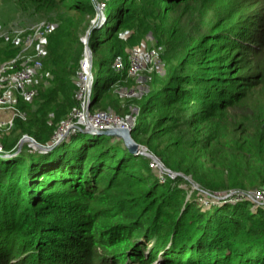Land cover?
Here are the masks:
<instances>
[{"label": "trees", "instance_id": "16d2710c", "mask_svg": "<svg viewBox=\"0 0 264 264\" xmlns=\"http://www.w3.org/2000/svg\"><path fill=\"white\" fill-rule=\"evenodd\" d=\"M96 1L92 28L94 0H0V64L22 49L14 30L22 42L24 29L52 26L33 42V95L0 125V264H264L263 206L176 196L185 180L160 181L120 137L72 128L45 152L18 147L23 135L52 144L82 109L90 29V114L122 118L140 147L205 191L264 189V0ZM133 49L157 61L116 69Z\"/></svg>", "mask_w": 264, "mask_h": 264}, {"label": "built area", "instance_id": "2783aa9c", "mask_svg": "<svg viewBox=\"0 0 264 264\" xmlns=\"http://www.w3.org/2000/svg\"><path fill=\"white\" fill-rule=\"evenodd\" d=\"M51 29V24L43 21L32 26L28 32V36L22 40L24 46L20 52L14 58L0 64V108L10 107L8 110L10 111V116L0 118V125L5 129L9 128L15 117V115L11 113V108L12 106H15L16 108L15 103L17 98L21 97L22 99H29L34 93V90L31 87L28 88V82L30 81L31 76L41 67L42 48H40L38 44L34 46L33 42L39 40L42 35ZM18 31L21 32V30ZM3 33L4 30H2V27L0 26V35ZM30 46H33V51L31 52L27 51ZM156 61L157 56L154 55L152 50L142 52L138 49H133L129 52L128 65L124 63L121 58H116L114 61V67L116 69L125 68L129 74H135L142 70L145 65H152ZM79 80L82 84L79 89L80 94L78 92L77 96L78 98H83L81 96L83 89V94H85L86 99L83 103L81 102L83 110L77 111L74 114V117H79V119H81L80 115L81 117L84 116V109L88 107L90 103V90L92 85V75L90 73L86 51H84L81 61ZM127 94H132V91L130 90ZM16 111L18 113L19 110L16 108ZM22 115V113L19 114V116ZM87 118L98 128H106L109 126L130 128L128 123L122 118L105 111H98L92 114L87 112ZM3 150L4 149L0 145V155Z\"/></svg>", "mask_w": 264, "mask_h": 264}, {"label": "rangeland", "instance_id": "374dc122", "mask_svg": "<svg viewBox=\"0 0 264 264\" xmlns=\"http://www.w3.org/2000/svg\"><path fill=\"white\" fill-rule=\"evenodd\" d=\"M94 5H95V7H97L98 8V12H99V7H98V3H97V1L96 0H94ZM231 8H232V5H231ZM232 11H233V8H232ZM233 19V17L231 18V20ZM93 21V23H94V26H96V25H99L100 24V22L102 21V18L99 16V19L98 20H96L95 21V19H93L92 20ZM31 28V27H30ZM30 28H27V29H24V30H27V32H29L30 31ZM87 30L88 29H85V31L87 32ZM85 32V33H86ZM90 32V31H89ZM13 34H11V37L13 36V42H15V41H19V43L21 44L22 42L20 41V37H19V34H20V32L18 31V30H14L13 32H12ZM85 35V34H84ZM83 35V36H84ZM1 36H4V38H7V33H3L2 35H0V37ZM24 46V45H23ZM23 46L21 45V47L23 48ZM27 51H33V46H30L29 47V49H27ZM86 61H87V59H86ZM89 64V63H88ZM37 74V73H36ZM36 74H33L32 76H31V79H30V81L28 82V88H30V87H32V83H31V80H32V78H33V76L34 75H36ZM82 76V75H81ZM78 77H79V74H78ZM31 83V84H30ZM82 84V83H81ZM34 90V89H33ZM79 94H80V91H79ZM81 96L83 97L82 99L80 98V100H81V102L83 103V101H85V99H86V97H85V94H83V89H82V94H81ZM19 98H21V97H19ZM80 102V103H81ZM19 104H17V108H18V110H20V108H19V106H18ZM10 109V107H5V108H0V118H5V117H8V116H10L9 115V113H10V111H8ZM81 110H83V108L81 109ZM11 113H13L15 116H16V113H17V111H16V108H15V106H12V108H11ZM22 114H23V112H22ZM18 117H20L19 116V114H18ZM17 117V118H18ZM21 117H23V115L21 116ZM78 119H79V117H77ZM77 118H75V119H70L69 121H67V120H65V121H63L62 123V126L58 129V130H56V132L54 133V134H56V133H58V135H60L61 133H63V129L67 126V125H70L71 123H73L74 121H77L78 119ZM80 118L81 119H83V117H81V115H80ZM77 119V120H76ZM80 119V122H79V124L81 125V126H84L85 124H84V122H83V120H81ZM8 129V128H7ZM1 131V130H0ZM69 131V130H68ZM6 133V132H5ZM7 135H10L11 133L10 132H8L7 131V133H6ZM66 133H64L63 134V136L65 135ZM21 137V136H20ZM19 140V139H18ZM37 141V140H36ZM28 143V141H24L23 143ZM23 143L20 145V147L23 145ZM18 144V143H17ZM29 145L28 146H32L33 144L30 142V143H28ZM149 152V151H148ZM137 153H140L139 151L137 152ZM145 155V154H144ZM147 156V155H146ZM157 157V156H156ZM148 158H150V157H148ZM159 160H160V162L163 164V166L164 167H166L165 165H164V163L161 161V159L159 158V157H157ZM150 162H149V165H150V168L152 169L151 171H153L154 172V175L156 176V178H157V175H158V177H159V180L160 181H164L165 179H166V177H169V178H171V179H175L176 177H182L185 181L184 182H182V184L180 185V186H183L182 188H183V193H175V194H177L176 196H178V194H180V196L181 195H184V199L185 200H195L194 199V197L196 196L197 198H196V200L199 202V204L201 205H203V206H209V205H211V204H219V203H217L218 201H215V199L216 200H221V201H223V200H226L228 197L229 198H231L233 201L232 202H234V200L235 199H240V198H247L249 201V203H253V209H251V211L252 212H254V211H256L255 210V208L257 207V206H263L264 207V189H260V188H257V189H252V190H247V189H240V188H234V189H231L229 192L231 193V191H232V193L231 194H229V192H215V193H210V192H208V191H205V190H203L201 187H200V185H198L192 178H190V176H187V175H185V174H183L182 173V175H179V174H169V173H167V172H165L163 169H161L159 166H158V164L156 163V162H153L151 159L149 160ZM175 173V172H174ZM188 177L190 178V180L188 179ZM175 183H179V181H176ZM192 183H195L196 184V186H193L192 185ZM196 193V194H195ZM186 196V197H185ZM212 202H215V203H212ZM248 203V204H249ZM193 204H196V203H193ZM222 204H223V202H222ZM62 227H65V225H62ZM65 229V228H64Z\"/></svg>", "mask_w": 264, "mask_h": 264}, {"label": "water", "instance_id": "95a60500", "mask_svg": "<svg viewBox=\"0 0 264 264\" xmlns=\"http://www.w3.org/2000/svg\"><path fill=\"white\" fill-rule=\"evenodd\" d=\"M95 10L97 12L96 19H95V21H96V20L99 19V16L101 17L102 12L100 10L98 12L97 11L98 10L97 7H95ZM91 27L92 28L95 27L94 24ZM89 31H90V29H88L87 32L85 33V35L82 37V41L84 43V49L86 50V53H87L88 63L91 66V64H92V51H91V49L89 48V46L87 44ZM90 73H91V71H90ZM87 112H88V107H86L84 109V112H83V114H84V116H83L84 120L83 121H85L84 122V124H85L84 126H81L79 124L80 119L77 118L78 119V120L76 119L77 121H74L73 123H71L70 125H67L63 129V133H61L60 135H58V133L54 134V140H53L52 144H50L49 142L48 143H40V142L36 141L33 137H31L29 135H23V136H21L19 138V140L17 142L18 143L17 145L19 147L24 141H28V142H31L33 144L32 147L34 149L39 150L40 152H45V151L51 149L53 145H56L59 142H61L72 128L79 129V130H82V131H85V132H89V133H92V134L115 135L117 137H120L123 140L125 146L128 148V150L130 152L135 153V152L139 151L140 153L145 154L148 157H150V159L153 162H156L158 164V166L161 169H163L165 172H167L169 174L182 175V173H180V172H175V171H172L171 169H169L167 167H164L163 164L160 162V160L154 154L148 152L145 148L140 147L138 145V143L133 139V137L131 135V128H121V127H118V126H109V127H106V128H98V127H96L94 124H92L88 120ZM67 121H69V120H67ZM62 124H61V126H62ZM64 133H66V134L63 136ZM1 155L5 156V155H9V154L6 152V150H3ZM188 179L190 180L189 177H188ZM192 185L196 186L195 183H192ZM231 193H232V191H231ZM231 193L229 192V194H231Z\"/></svg>", "mask_w": 264, "mask_h": 264}, {"label": "clouds", "instance_id": "9594fccd", "mask_svg": "<svg viewBox=\"0 0 264 264\" xmlns=\"http://www.w3.org/2000/svg\"><path fill=\"white\" fill-rule=\"evenodd\" d=\"M92 23H93V21H92ZM93 24H94V23H93ZM93 24H92V25H93ZM84 51H86V50H84ZM91 65H92V64H91ZM89 66H90V65H89ZM90 71H91V66H90ZM91 74H92V73H91ZM92 81H93V78H92Z\"/></svg>", "mask_w": 264, "mask_h": 264}, {"label": "bare ground", "instance_id": "6f19581e", "mask_svg": "<svg viewBox=\"0 0 264 264\" xmlns=\"http://www.w3.org/2000/svg\"><path fill=\"white\" fill-rule=\"evenodd\" d=\"M28 143H30V142H28ZM1 145V144H0Z\"/></svg>", "mask_w": 264, "mask_h": 264}]
</instances>
